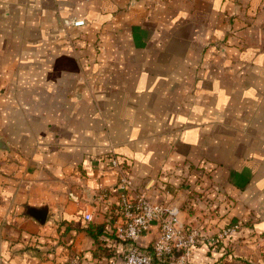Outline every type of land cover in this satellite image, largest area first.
<instances>
[{
	"label": "crops",
	"instance_id": "1",
	"mask_svg": "<svg viewBox=\"0 0 264 264\" xmlns=\"http://www.w3.org/2000/svg\"><path fill=\"white\" fill-rule=\"evenodd\" d=\"M0 137V264H108L88 229L116 200L112 152L185 223L209 235L208 203H230L219 227L263 234L264 0H0ZM218 244L192 263L264 264Z\"/></svg>",
	"mask_w": 264,
	"mask_h": 264
},
{
	"label": "built area",
	"instance_id": "2",
	"mask_svg": "<svg viewBox=\"0 0 264 264\" xmlns=\"http://www.w3.org/2000/svg\"><path fill=\"white\" fill-rule=\"evenodd\" d=\"M74 25L80 27L84 22L75 21ZM108 163L117 176L113 189L116 200L113 201L111 191L106 190L101 191L99 198L105 205L108 222L113 221L116 231L114 245L119 249L108 264H193V255L200 246L208 240L221 243L224 237L237 231L238 226L229 227L216 239L212 238L203 228L182 221L181 208L149 200L145 192L136 188L129 166L116 153L109 155ZM85 219L92 221L93 217L86 214ZM155 228L157 237L150 245L139 246L140 239ZM80 263L75 257L70 264Z\"/></svg>",
	"mask_w": 264,
	"mask_h": 264
},
{
	"label": "rangeland",
	"instance_id": "3",
	"mask_svg": "<svg viewBox=\"0 0 264 264\" xmlns=\"http://www.w3.org/2000/svg\"><path fill=\"white\" fill-rule=\"evenodd\" d=\"M209 205V213H215L218 214L215 215V216H212V218L216 221L214 222V228L215 231L213 232H210L211 234L209 235H212V238H215L218 237V235L220 234H223V232L225 230H227L229 227H233V226H238V229L235 233H233L232 236H226L223 238V240H221V244H218V252L219 253H226L223 257V259H229L230 257H233L234 258V253H236L237 250H239L240 248H245V247H248L250 245H253L255 248L257 249H264V232L263 234L257 236V235H252L251 234H246V232H243L245 229H252L254 224H255V221H244V220H241V219H235V220H232V219H227L226 221H224L221 225V227H219V223L221 222V220H223L226 216H228L229 212L227 213L226 211L231 208V204L229 203V207H225V210L223 211L225 213V217H222L221 219H219V212L218 209L214 208L210 203H208ZM193 208V207H192ZM213 220V221H214ZM254 238H256L254 240ZM223 248H225V250H223ZM242 259V263L243 264H248L250 263L249 260L247 259H244V258H241Z\"/></svg>",
	"mask_w": 264,
	"mask_h": 264
},
{
	"label": "trees",
	"instance_id": "4",
	"mask_svg": "<svg viewBox=\"0 0 264 264\" xmlns=\"http://www.w3.org/2000/svg\"><path fill=\"white\" fill-rule=\"evenodd\" d=\"M88 230L89 235L94 239L95 243L98 245H101L102 243L104 245L109 244L114 242L116 239V231L113 226V221L107 222L100 226H91Z\"/></svg>",
	"mask_w": 264,
	"mask_h": 264
},
{
	"label": "water",
	"instance_id": "5",
	"mask_svg": "<svg viewBox=\"0 0 264 264\" xmlns=\"http://www.w3.org/2000/svg\"><path fill=\"white\" fill-rule=\"evenodd\" d=\"M9 151V147L7 143L0 137V153H7Z\"/></svg>",
	"mask_w": 264,
	"mask_h": 264
}]
</instances>
